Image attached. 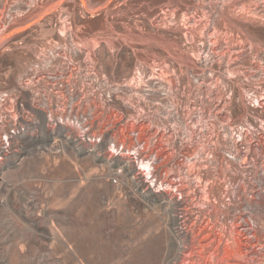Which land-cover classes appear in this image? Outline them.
<instances>
[{"label": "rangeland", "instance_id": "374dc122", "mask_svg": "<svg viewBox=\"0 0 264 264\" xmlns=\"http://www.w3.org/2000/svg\"><path fill=\"white\" fill-rule=\"evenodd\" d=\"M263 165L264 0H0V264H264Z\"/></svg>", "mask_w": 264, "mask_h": 264}, {"label": "bare ground", "instance_id": "6f19581e", "mask_svg": "<svg viewBox=\"0 0 264 264\" xmlns=\"http://www.w3.org/2000/svg\"><path fill=\"white\" fill-rule=\"evenodd\" d=\"M135 24V23H134ZM211 37V36H210ZM214 37V36H213ZM227 51V50H226ZM218 112V111H217ZM217 115V114H216ZM147 127V126H146ZM193 127V126H192ZM191 127V128H192ZM191 130H193V129H191ZM246 133L247 132H243V134H244V136H245V138H249V137H247V135H246ZM247 134H249V133H247ZM250 141V140H249ZM255 141V140H254ZM252 143V142H251ZM236 147H238V148H240V149H238V150H241V147H242V139L241 140H239L238 141V143L236 144ZM247 148V147H246ZM242 149H244V147L242 148ZM237 150V151H238ZM247 150V149H246ZM249 151V150H248ZM238 152H240V151H238ZM244 152H246V151H244ZM243 151H241L240 153L241 154H243L244 153ZM248 153V152H247ZM247 153L245 154L244 153V156H246L247 157ZM186 154V153H185ZM243 156V157H244ZM243 159V158H242ZM241 159V160H242ZM149 161H141V162H139V165H140V167H142L143 168V170H144V172H145V175H147V176H149V174H150V172H149V168H150V166H151V164L150 163H148ZM149 164H150V166H149ZM264 166V165H263ZM262 168H264V167H262ZM255 169V168H254ZM264 173V172H263ZM264 175V174H263ZM167 176H170V181L168 182L166 179V183H160V187L161 186H163V184H165L166 186H168V188H172L173 186H172V184L170 183V182H172L174 185H176V182H175V179L173 178V177H171V176H173V175H171V174H168ZM165 182V181H164ZM152 184H153V182H152ZM261 189V192H263L264 193V191H263V188L261 187V186H259ZM258 191L259 190H257V191H254L253 193H258ZM178 195V194H177ZM180 195H181V193H180ZM181 198V197H180ZM216 201V200H215ZM207 202V201H206ZM184 203V202H183ZM219 204V203H218ZM223 204V203H222ZM207 205V204H206ZM186 206V205H185ZM185 208V207H184ZM182 213H184V216H183V220H182V223L184 224V226H188V224H189V227H188V230H189V234L191 235V237H193V235H194V233L196 232V230L194 229V226L196 225V222H195V220H196V217L194 218V219H192L191 220V215L192 214H188L187 213V211H183V210H180ZM233 220H234V227H235V229H236V231L235 230H233V232L235 231L236 232V234L239 236L240 235V241L238 240V239H234V240H232L233 241V243H234V246L236 245V246H239V245H237V244H242V246L244 247V248H247L248 249V251H249V255L251 256V254H252V256H254V255H256V253L254 252V249L257 247V246H260L259 245V239H257V237H256V228H254V226H252V224L250 223L251 221L250 220H248V218L246 219L245 218V216L244 215H237V217H235V219L233 218ZM202 221V220H201ZM208 221V220H207ZM233 223V222H232ZM252 223H253V221H252ZM207 224H209V222L207 223ZM255 224V223H254ZM206 225V224H205ZM197 226V225H196ZM209 226V225H208ZM257 226V225H256ZM233 227V228H234ZM205 229V228H204ZM211 230V229H210ZM199 231H201V230H199ZM199 231H198V233H199ZM201 232H203V231H201ZM205 232V231H204ZM209 232V231H208ZM212 232V231H211ZM232 232V233H233ZM197 233V232H196ZM213 234H214V232H212ZM210 234V236L211 235H213V234ZM196 236H199V235H196ZM209 236V237H210ZM220 236V235H219ZM236 236V235H235ZM205 237V236H204ZM234 237V236H233ZM194 238H195V236H194ZM197 238H199V237H197ZM236 238V237H235ZM199 239H204V238H199ZM200 240V241H201ZM212 240V239H211ZM215 240V239H214ZM221 240V239H220ZM205 241V240H204ZM212 242H213V240H212ZM216 242V241H215ZM201 243V242H200ZM214 243V242H213ZM216 243H218V241L216 242ZM215 243V244H216ZM254 243H256L255 245H254ZM198 244V243H197ZM208 244V243H207ZM214 244V245H215ZM201 246H204V245H201ZM208 246H209V244H208ZM213 246V245H212ZM216 246V245H215ZM218 246V245H217ZM235 246V247H236ZM211 247V246H210ZM218 247H220V246H218ZM260 247H262V246H260ZM264 247V246H263ZM239 248V247H238ZM237 247H236V249H238ZM200 250V249H199ZM204 249H202L201 251H203ZM227 250V249H226ZM225 251V250H224ZM230 251V250H229ZM236 251V250H235ZM247 251V252H248ZM214 253L216 252V251H213ZM218 252V251H217ZM216 252V253H217ZM233 252V251H232ZM213 253V254H214ZM215 253V254H216ZM226 253V252H225ZM229 253V252H228ZM236 253H238V252H236ZM240 253V252H239ZM238 253V254H239ZM251 253V254H250ZM227 254V253H226ZM211 255H212V253H211ZM218 256V255H217ZM216 257V256H215ZM243 257V256H242ZM245 257V256H244ZM247 257V256H246ZM248 258H249V256H248ZM238 259V258H237ZM245 259V258H244ZM239 260V259H238ZM246 260V259H245ZM258 260V259H257Z\"/></svg>", "mask_w": 264, "mask_h": 264}]
</instances>
